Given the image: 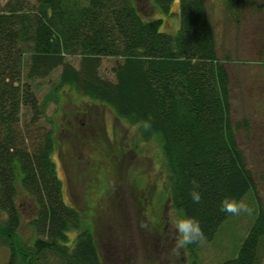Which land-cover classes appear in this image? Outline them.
Wrapping results in <instances>:
<instances>
[{
    "label": "trees",
    "instance_id": "1",
    "mask_svg": "<svg viewBox=\"0 0 264 264\" xmlns=\"http://www.w3.org/2000/svg\"><path fill=\"white\" fill-rule=\"evenodd\" d=\"M173 1L153 3L168 16ZM178 1L174 33L161 30V20L143 19L133 0H87L86 6L78 0H36L34 9L22 0L0 3V241L9 254L5 264H39L46 252L58 264H104L84 215L62 198L51 159L53 134L37 126L46 106H36L29 82L56 69L60 75L51 85L52 99L69 88L112 109L136 129L141 142L159 144L171 207L198 219L204 233L202 242L186 246L190 252L211 241L232 216L221 210L223 200L242 203L253 191L254 175L235 138L239 125L232 121L228 59L220 56L205 0ZM234 1L225 0V12ZM259 8L264 11V2ZM66 57H78L79 68ZM104 57L121 60L113 68L114 82L98 75ZM22 109L33 115L24 124ZM194 182L202 195L199 204L190 196ZM18 189L35 210L28 224L38 237L28 253L17 239L22 223ZM222 264H264L263 212L237 256Z\"/></svg>",
    "mask_w": 264,
    "mask_h": 264
},
{
    "label": "rangeland",
    "instance_id": "2",
    "mask_svg": "<svg viewBox=\"0 0 264 264\" xmlns=\"http://www.w3.org/2000/svg\"><path fill=\"white\" fill-rule=\"evenodd\" d=\"M8 1L0 3L4 6ZM22 1L30 9L36 6V0ZM78 1L82 6L87 4V0ZM133 2L143 19L161 20L164 32L174 33L178 28V0L171 4L168 16L162 15L153 0ZM224 2L205 0V6L220 56L228 59L232 121L239 125L235 138L254 175L255 187L242 201L247 211L232 214L213 239L201 243L194 252L178 245L171 227L180 214L166 194L167 173L159 144L154 140L141 142L136 129L112 109L69 88L52 99L49 91L58 81L60 69L29 82L36 106H46L37 126L53 134L56 147L51 159L62 183V198L84 215L104 264H114V258L118 264H222L237 256L256 215L264 214V11L259 8L264 0H235L228 12ZM65 61L79 68L78 57H66ZM120 61L102 58L98 75L114 82L113 68ZM45 98L51 101L45 102ZM83 115L90 120L84 122L85 127L95 129L94 133L81 130ZM32 117L29 109H22L21 124ZM16 204L22 217L17 239L28 253L38 237L28 224L35 210L20 190ZM111 252L114 255L108 257ZM8 255L0 241V264L6 263ZM38 263L58 264V259L46 252Z\"/></svg>",
    "mask_w": 264,
    "mask_h": 264
},
{
    "label": "clouds",
    "instance_id": "3",
    "mask_svg": "<svg viewBox=\"0 0 264 264\" xmlns=\"http://www.w3.org/2000/svg\"><path fill=\"white\" fill-rule=\"evenodd\" d=\"M147 126L148 125H145V127ZM198 189L199 185L195 184L194 182V187L190 193V196L192 202L195 204H199L202 199V195ZM222 205L223 206L221 210L225 213L239 214L241 212L247 211V208L243 203H237L234 199L231 198H226L225 200H223ZM171 227L174 228L177 236V243L181 247L202 242L204 238L201 224L195 217L183 214L178 215Z\"/></svg>",
    "mask_w": 264,
    "mask_h": 264
},
{
    "label": "flooded vegetation",
    "instance_id": "4",
    "mask_svg": "<svg viewBox=\"0 0 264 264\" xmlns=\"http://www.w3.org/2000/svg\"><path fill=\"white\" fill-rule=\"evenodd\" d=\"M88 117H86V115H83V118H82V121H80L79 122V126H81L80 128H81V130L82 129H84V130H86L87 129V131H92V133H94L95 132V129H91V128H86L85 127V123L87 122V121H90L89 119H87ZM85 122V123H84ZM84 144V143H83ZM93 154L94 155H96V149H94V152H93Z\"/></svg>",
    "mask_w": 264,
    "mask_h": 264
}]
</instances>
